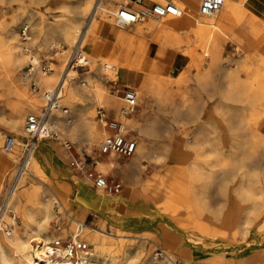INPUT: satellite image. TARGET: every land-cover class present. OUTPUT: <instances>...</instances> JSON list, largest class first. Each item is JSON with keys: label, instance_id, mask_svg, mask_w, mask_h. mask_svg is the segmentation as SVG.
<instances>
[{"label": "rangeland", "instance_id": "1", "mask_svg": "<svg viewBox=\"0 0 264 264\" xmlns=\"http://www.w3.org/2000/svg\"><path fill=\"white\" fill-rule=\"evenodd\" d=\"M239 1L242 2L240 10H245L246 13L248 12V16L254 19L252 26L246 23L228 25L209 38L201 40L200 43L195 44L192 38H187V42L185 41L181 45L168 48L179 55L181 65L172 72L151 71L149 73H144L138 85L135 86L131 84L132 87L138 90V106L131 115L134 118V122L130 124L125 120H122V122L129 125V129L132 130L131 134L136 140V146L139 140L147 145V154L141 157V162L137 164L135 168L139 173L140 181L144 185H147V187L144 188L147 194L153 198L157 195L158 191L161 200L163 199V201L159 203L160 206L163 207V211L166 209L165 205L170 196L176 201V205H180L181 203L184 205V203L187 202L185 198L190 195L189 191H196L203 205H205L206 211L205 214L203 213L197 216L201 219L202 230H197V235L191 238L193 240L197 239L200 243H209L210 247L207 249L214 250V254L217 252V254L220 255L218 252L223 251L243 253V256L250 260V264H259V256L261 252L264 253V142L257 141L254 146L252 145L253 140L251 133L253 132L251 130L247 131L238 125L237 115L241 104L236 101L224 99L223 92L226 88L225 85L232 81L231 77L226 74L228 72H233L234 66L238 63L246 66L248 65L249 72L252 75H256L259 71H264V0H261L259 7L256 8L252 6V0ZM187 2L197 10V0H188ZM65 6L69 7L71 5L61 2L60 0H0V11H4V15H0V41L7 34L10 24L21 46L29 48V52H27L26 49L23 50V53L25 51L26 54L24 55L25 64L20 72L22 76L27 75L26 66L29 63L28 55L35 56L39 62L35 67V73L41 71V66L44 64L42 63L43 60H50L51 58L55 59V64L52 65V69L58 68L61 72L62 69H64L67 54L61 55L59 51L63 50L61 48H64L68 50L66 53H69V50L75 45H68L63 41H59L58 37L55 35L52 36L49 42H46L45 35L40 33L38 28L39 25L43 29L50 27V25L57 20V17L62 13ZM14 13H17L16 18H13ZM41 16L43 17L42 19ZM98 17L101 18V15H98ZM102 21L104 22V19ZM26 22L29 28L30 40L25 43L21 36V29ZM113 23V21H106L105 25L112 26ZM150 24L155 23L149 21L127 28H120L116 25H113V27L128 32L134 39V45H139V47H141L144 44L147 45V48L152 46V48H157L158 52L160 50L162 51L161 46L157 44L154 45L155 42L153 40L151 41V39L139 33L138 29ZM56 42L57 46L55 47L59 49L53 51L50 47ZM208 50H210L209 55L205 53ZM100 55V52L90 50L88 52V66L86 68L75 69L76 74L80 76L90 75L93 71L99 69L103 76L106 77V74L102 71L103 66L99 63ZM157 55L161 54L158 53ZM106 61L107 60H104V62ZM107 62L111 63L109 60ZM204 62L208 63L206 67L202 66ZM119 67L120 65L116 66L118 71ZM163 75H166V77ZM36 77L35 75V83ZM144 78L157 84V88L162 95H154L152 96L153 98L147 96L142 91ZM118 79H120V81H118ZM123 81L124 78L119 75H117L116 83L110 84L105 80L103 82L104 88L106 89V87H109L110 89L108 95L115 96L118 95L120 91L119 95L124 96L123 90L125 89V82L123 83ZM56 83H58V78L50 89H53ZM36 85L39 89H35L30 81H28L26 85L17 78L15 84L10 83L9 87L0 90V98H2V101L0 100V108H5L3 109L5 110L4 115L8 119L12 116V108L9 104L16 102L17 97L14 94L19 93L18 89H27L31 100L33 95H39L44 99L43 94L46 89L42 88L37 83ZM64 94L65 93L62 95V99L64 98ZM25 104L26 107L31 106L27 100H25ZM45 104L39 108V111L44 109ZM60 105L61 107L67 108L69 111L65 114L61 110L63 114L62 117H69L71 119L74 113L69 105L64 102H61ZM192 106L201 110V116L195 122L192 121V119L189 118V114H187L188 109ZM97 107L99 106H96L95 109V120H97ZM254 108L261 109L262 104L257 101L254 104ZM177 110L179 111L178 114L176 113ZM7 112L8 114H6ZM112 112L117 113L118 106H115ZM29 114H31V111L27 107L25 119ZM145 125L152 129L154 132L152 133L153 135H145L141 132V126ZM56 131H58L60 135L57 141H62L63 143L69 142L71 145L70 151L73 153L74 158H71L69 162V169H71L69 174L72 177L74 175L77 178L85 179L84 172L76 169L72 163L74 160H81L89 164L98 159L100 155L98 152V143L101 140V136L97 134L92 145L89 146L88 151L84 152L75 139L68 137L57 127ZM0 132L16 135L11 125L6 122H0ZM193 132H196L197 137H191ZM260 132L264 135V124L261 125ZM189 138H192L191 140L193 142L196 141V145L189 143ZM22 140L23 144L19 148L18 156L13 157L17 164L23 154L24 146L28 141V139ZM42 143L43 141L41 145ZM41 145L40 148L37 149L39 154H42ZM175 145L183 147V154L189 157L188 161L180 167L172 165L167 155L169 149ZM150 147H159V149L156 148L155 152H153V158H150L149 155ZM1 151L2 150H0V152ZM134 154H136V149ZM218 154H220L221 160L226 158L230 162L226 167L227 171L225 177V182L233 189L229 195L222 191L219 186L223 172L219 167V160H217L216 157ZM128 160L129 159H119L113 162L126 165ZM15 165L14 168L13 165L11 166L13 169L9 171L4 180H0V206L2 205L5 195L7 180L12 179L10 177H13L17 169V165ZM166 168L170 170V176L169 180H167L163 186V173H160L165 171ZM97 169L107 177L108 182L114 189L116 185L112 184V182L117 180L121 175L122 172L119 171L121 167L109 162L108 164L103 163L102 167L100 166ZM185 170L190 173L193 172V175H196L193 178L194 181L190 183V190L188 189V191H184V180L188 178L185 174ZM128 172L129 171H126L124 173ZM171 182L175 183L172 185L173 188H167L171 185ZM30 184L32 188L44 192V194L52 199L55 210L61 209V212L59 211L60 214H55L52 218L50 226L58 239L70 243L72 241L73 230L69 232L66 231L68 224L71 222L62 212L63 208L71 212L72 216L75 218L82 217V215L85 214V210L80 206L78 199L74 198L76 194L75 187L69 186L68 189L63 180H61L59 184H53L47 180L40 181L34 178L31 180ZM92 185H94L93 181ZM154 187L157 188L156 191H153ZM97 190L100 192L103 191L99 188H97ZM175 198L179 201L175 200ZM182 204L180 205L178 214L188 213ZM229 205H231V211L233 213L231 216L232 221L229 226L223 229L220 227ZM156 209L157 207L154 206V211ZM92 219L93 216L85 217V223L88 226L94 227L91 223ZM18 222L22 230V223L20 220H18ZM190 222V224L193 225L194 222ZM94 228L103 230L102 228ZM105 231L110 234H103L100 232L93 233L92 243L87 250L88 253H92V244L95 242L96 235L105 243L104 246L108 244L110 247H115V250L107 253V257L104 255L100 256V259L104 261L105 264L111 261L114 264H147L151 260L163 262L167 261L166 255L170 253L174 254L177 264H195L196 261L200 262L199 258H192L178 251L173 253L167 248L164 250L160 249L156 245L149 243L147 239H141L136 235L118 231L117 234H113L108 230ZM81 241L85 242L84 239ZM34 244L36 245V243ZM160 250H163L165 254L157 256V252ZM214 254H209L211 255L209 257H212L210 259V264H224L225 258L223 254L220 255L217 261L213 260ZM180 256H182V260L179 258Z\"/></svg>", "mask_w": 264, "mask_h": 264}, {"label": "bare ground", "instance_id": "2", "mask_svg": "<svg viewBox=\"0 0 264 264\" xmlns=\"http://www.w3.org/2000/svg\"><path fill=\"white\" fill-rule=\"evenodd\" d=\"M60 1L68 3L71 6H65L62 13L57 17V20L53 22L47 29H43L39 25L38 31L45 35L46 42H49L52 36L55 35L58 37L59 41H63L68 45H80L87 59H89L88 52L90 50L100 52L101 55L99 63L102 64V71H104L106 77L103 76L101 70L99 69H96L90 75L80 76L76 74V68L67 67V65L65 64V67L64 69H62V72L58 68H53L50 72L47 73H43L42 70L35 73V75L37 76L36 83L42 88H45L46 93L47 91L51 90L50 88L53 86V84L58 78V83H56L55 86L57 87L59 85L61 87L58 103L60 105L61 102H64L69 105V107L74 113V116H72L71 119L69 117L63 118V114L61 112L62 109H59L56 111L57 113L55 112L52 118V123L55 129L57 127L61 129L68 137H72L73 139H75L76 142L80 144V148L82 149V151L87 152L89 146L92 145L94 138L98 134L97 132L99 130L101 140L98 143V148L103 139L110 133L108 129L103 126V124L95 120V109L96 106L100 105L99 98L101 97V95L108 94L110 91L109 87H106V89L104 88L103 82L107 80L110 84L114 82L116 83L117 75L121 76L120 72L116 69V66L120 65L116 58L107 57L102 52V31L106 26V21H113L111 17L113 9H115L119 5L128 6L131 4V2L129 0H108L105 3H102L96 11V14L93 15L96 6V0ZM153 1L163 3L166 0ZM172 1L179 7H181V9L183 10V15L181 17H167L161 20L160 22H153L155 24H150L148 26L138 29L139 33H142L143 35L151 39V41L153 40L155 42V44L153 43L154 45L157 44L161 46L162 51L160 50L158 52L161 55H163V52L166 49L171 48L175 45H181L187 40V38H192L194 43L197 44L200 43L201 40L207 39L215 33L223 30L228 25L246 23L247 25L252 26V24L254 23V19L248 16V12L246 13L245 10H240L242 2H240L239 0H225L222 9L214 15H200L198 11L191 6V4H188V0ZM251 2L252 6L256 8L259 7L261 0H252ZM3 13L4 11H0V15H4ZM98 15H101V18H99ZM16 17L17 13H14L13 18ZM42 18L43 17L41 16V19ZM103 19L104 22L102 21ZM26 24L27 22L24 24V26H27ZM140 24L142 23L136 24V26ZM113 25L115 24L113 23ZM52 45L53 46L50 47L51 50L56 51V49H59L58 47H55L57 46V42L53 43ZM25 49L27 52H29V48H24L23 46H21V43H19L15 31L12 30V27L9 24L7 34L0 41V90L9 87L10 83L15 84V80L17 78H19L20 82L26 85L28 81L31 82V77H29L28 75L22 76L20 74L25 64L24 55L26 53L25 51L23 53V50ZM61 49H63L62 52L59 51L61 55L68 54L66 53L68 52L67 49ZM71 50H69V52ZM205 53H208L209 55L210 50ZM27 57L28 62L32 63L36 67L39 62L37 61L35 56L28 55ZM104 60H109L111 61V63L107 61L104 62ZM53 64L54 62L51 63V67ZM207 64V62H204L202 66L206 67ZM123 67L127 66L123 65ZM249 71L250 70L248 65L246 66L238 63L236 66H234V71L228 72L226 74L231 77L232 81L228 82L225 85V89L223 88V97L226 100L236 101L241 104L237 115L238 125L239 127L247 131L251 130L253 132L251 134L253 140L252 145L254 146L257 141L264 142V135L260 132V126L264 121V71H259L256 75H252ZM163 76L166 77V75ZM125 88L133 87L126 86ZM135 90L137 91L138 95V90ZM142 91L149 97H152L154 95H162L160 90H158L157 88V84H155L153 81L148 80L147 78H144V81L142 83ZM18 92L19 93L14 94L17 97L16 102L9 104L12 108L11 118H5V116L2 115V113L0 112V122L9 123L11 125V128L13 129V132L16 134L15 147H13V149L9 152L1 151L3 153H8L9 156L12 158L18 156L19 148L23 144L22 139L29 140L31 137L24 126L27 107L31 111V114L41 115L43 110L39 111V108L43 104H45L46 101L45 93L43 94V97L45 99L44 101V99L39 95H33L31 100L27 89H18ZM63 93L65 94L64 98L62 99ZM119 98L121 99L124 105V97L121 96ZM1 99L2 98H0V100ZM25 100H27L31 106L26 107ZM257 101L262 104L261 109L254 108V104ZM176 113L178 114L179 111L177 110ZM200 113L201 110L194 106L190 107L187 111V114H189V118H191L194 122L196 121V118L199 117ZM120 115L121 117L117 120H125L129 124L131 122H134V118L132 116H125L122 113ZM141 127V132L143 134L153 135L152 133L154 132L150 127H148L147 125ZM191 137H197L196 132L192 133ZM47 138L59 139L60 135H58L57 137ZM47 138L39 139V143L33 151V155L28 166V172L20 178L15 191L13 192L10 199L8 200V203L6 204L7 206L0 209V264H78L77 261L72 258H53L49 255L48 247L50 246V243L53 240L58 239V237L55 235V232L52 230L50 223L55 214H60L61 209L55 210L53 206L54 202L52 201V199H50L46 194H44V192L32 188L30 184L33 178L38 179L40 181L47 180L53 184H59L57 182L56 177L51 171L49 159L45 155L39 154L37 151V149L40 148L41 142ZM192 138H189V143H193L196 145V141L193 142L191 140ZM65 146L70 149V146L67 145V143H65ZM135 149V155L139 156V158L146 155L148 152L147 145L143 144V142H141L140 140L138 141ZM216 157L217 160H219V167L223 172L222 179L219 185L220 189L229 195L233 191V189H231V187L225 182V177L227 171L226 167L230 164V162L226 158L221 160L220 154H218ZM95 162L97 163V168L100 166L102 167L103 163L99 160V158L96 159ZM110 162L113 165L117 164V166H120L125 172L136 171L135 167L137 166V164L140 163L138 158L124 166H122L120 163H114L113 161ZM185 171V174L188 178L184 180V191H188V189L190 190V183L194 181L193 178L196 175L191 174L187 170ZM99 173L102 174L100 171ZM169 176L170 170H167L166 168V170L162 174L163 186L164 183L169 180ZM85 180L90 181L92 183V181L87 177L85 178ZM174 184L175 183L171 182V185L167 188L172 189V185ZM189 193V197L185 198L187 199V202L184 203V205L182 203L181 204L188 211L186 215L187 221L194 222L193 225H191V237H194L195 235H197V230H202L201 219L197 216H200L203 213L205 214L206 210L204 207L205 205H203L197 193L194 191H189ZM176 198L175 200H177ZM180 205H176V201H174L170 196L168 202L165 205V211H168L172 214H178L180 210ZM62 212L67 216V218L71 222L70 224H68V228L66 231L69 232L73 230L72 241L74 242H80L82 239H84L85 243H87L90 247L92 243V237L94 236L93 233L100 232L103 234H110L107 231L88 226L85 223L84 217H80L78 219L72 217L71 213L65 208H63ZM181 216L182 215H180V217ZM231 216V205H229L220 228L224 229L229 226L230 222L232 221ZM18 220H20L22 223V230L20 228L21 226ZM2 225H4V230H2ZM183 225L185 228H190L188 223H185ZM118 232L123 233L124 230L120 229L118 230ZM95 237V242L94 244H92V253L90 254L86 250L82 253V255L87 256L89 264H105L104 261L100 259V256L104 255L107 257V253L115 250V247H110L108 244L104 246L105 243L97 235ZM144 239L149 240L146 237ZM34 243H36V245ZM166 257L168 262H155L151 260L147 264H177L174 258V254L170 253L169 255H166ZM259 257V264H264V253L261 252V255ZM219 258L220 255H218L217 253L213 255L214 261H217ZM108 264L114 263L111 261Z\"/></svg>", "mask_w": 264, "mask_h": 264}, {"label": "crops", "instance_id": "3", "mask_svg": "<svg viewBox=\"0 0 264 264\" xmlns=\"http://www.w3.org/2000/svg\"><path fill=\"white\" fill-rule=\"evenodd\" d=\"M28 36L29 39L27 41L30 40L29 31ZM101 40L103 41L102 52L105 54V56L116 58L120 64L119 72L124 78V87H132L131 84L135 86L138 85L141 82L144 73H149L151 71L172 72L181 65V59L174 51L166 49L163 52V55H157V48H152V46L147 48V45L144 44L141 47H139V45H134V39L128 32L115 29L110 25H106L104 27ZM27 41H25V43ZM52 62L55 64V59L51 58L50 60H43L42 63L44 64H42V66L46 63L51 64ZM30 64L32 63H28L26 66L27 72ZM123 65H126L127 67H123ZM34 75L35 70L31 78V83H35L33 78ZM118 81H120V79H118ZM119 97H121L119 93L115 96L108 94L101 95L99 98L100 105H98L99 107H97V109L102 107L105 109L106 115L109 118L115 120L119 119L121 117L120 114L123 106V102ZM115 106H118L117 113L112 112V109ZM3 109L5 108H0L2 115H4L5 111ZM6 114H8V112ZM200 116L201 113L199 117L196 118V120L199 119ZM5 118L7 117L5 116ZM262 124H264V121ZM127 127L130 131L129 136L135 140L131 134L132 130L129 129V125H127ZM99 131L97 132L98 135H100ZM57 140L58 139L56 138H47L43 140L41 145L42 155H45L49 159L51 171L56 177L58 183L63 180L68 189L69 186L75 187L76 194L74 195V198L78 199L80 206L85 210V214H83L82 217L85 219V217L93 216L91 221L92 226L102 228L104 231L108 230L113 234H117L118 230L123 229L124 233L136 235L141 239H144L145 237L148 238L149 243L156 245L160 249L164 250L167 248L173 253L178 251L179 253L187 254L192 258H199L200 262L196 261L195 264L211 263L210 259L212 257H209L211 256L209 254H214L215 251L207 249L210 247L209 243H200L197 241V239L193 240L191 238V222L187 221L186 219L187 213L173 215L167 211H163V207L159 204L161 201H163V199L161 200V197L158 195V191L155 197L152 198L149 196L144 189L147 187V185H144L140 181L139 173L137 171H129L128 173H124L125 171L122 168L119 169V171L122 173L117 180L112 182V184L119 185L120 190L118 192H100L97 190L95 185H92L90 181L77 178L74 175L72 177L69 174L71 172V169H69V162L71 158H74V155L70 149L65 146V143ZM170 145L172 146L171 143ZM150 148L149 155L150 158H153V152H155V149L158 147ZM167 155L168 158H170L171 164L175 165V167L184 165V163H186L189 159L187 155L183 154V147H179V145L171 147V149H169L167 152ZM98 157L102 163L106 164H108L110 161H116L119 159H129L127 163L134 161L137 158L141 162L142 159L135 154L128 158L121 157L116 154H100ZM82 162L86 163V161ZM15 164L17 165L15 160L10 157L8 153L0 152V180H4L9 171L14 168ZM92 164L93 162L89 163L87 166L90 167ZM12 165L13 168H11ZM95 169L98 170L97 167ZM162 173H164V171H162L160 174ZM191 174H193V172ZM154 190L156 191L157 188L154 187L153 191ZM154 206L157 207L155 211ZM180 215L182 216L180 217ZM76 218L78 219L80 217ZM185 223H188L190 228H185L183 225ZM218 253L220 255L223 254L225 258L224 264H250V260L244 257L243 253H233L231 251H223ZM179 258L182 260V256Z\"/></svg>", "mask_w": 264, "mask_h": 264}, {"label": "built area", "instance_id": "4", "mask_svg": "<svg viewBox=\"0 0 264 264\" xmlns=\"http://www.w3.org/2000/svg\"><path fill=\"white\" fill-rule=\"evenodd\" d=\"M108 0H96L95 10L93 15L102 3ZM131 2L128 6L119 5L113 9L111 17L117 27L127 28L135 26L139 23L145 22H160L164 18L173 17L179 18L183 15V10L172 0H166L163 3L154 2L153 0H129ZM225 0H197V11L200 15H214L217 14L223 7ZM90 19V18H89ZM28 26H23L21 29V36L23 41L29 39ZM62 51V50H61ZM67 67H74L76 69L86 68L88 66V59L84 54L80 45L73 47L67 54ZM35 68L30 64L27 75L32 78ZM52 70L51 64L46 63L42 66V72L47 73ZM31 85L35 89H39L36 83ZM61 92V87L58 85L45 93L46 105L41 115L29 114L25 119V129L30 134V139L23 150V154L17 164V169L11 180H7V187L3 197L0 209L7 206L8 200L16 189L20 178L28 172L33 151L39 143V139L47 137H57L59 132L56 131L52 123V118L55 112L59 109L67 114L69 111L65 107H61L58 103V98ZM124 105L121 113L125 116H131L138 106V95L134 88H125ZM97 120L110 132L101 142L99 152L102 155L116 154L121 157H131L135 153L136 141L129 136L130 131L125 123L120 120L111 119L106 115L105 109L100 107L97 109ZM67 144L71 147L70 143ZM15 147V136L11 134L0 133V150L9 152ZM72 165L84 172L85 177L93 181L96 188H101L105 192H118L120 186H113L108 182L107 178L96 170L97 163L94 161L92 166H87L85 162L74 160ZM114 190V191H113ZM1 213V211H0ZM1 225V222H0ZM2 225V230L3 229ZM89 245L83 241L66 243L62 239H55L48 247V253L53 258H72L78 264H89L88 258L82 255L88 250ZM159 255H164V251L157 252Z\"/></svg>", "mask_w": 264, "mask_h": 264}]
</instances>
